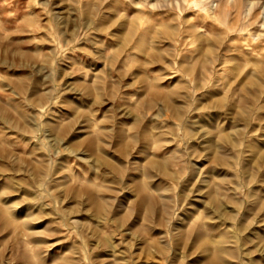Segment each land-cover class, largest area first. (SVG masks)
<instances>
[{"label": "rangeland", "instance_id": "obj_1", "mask_svg": "<svg viewBox=\"0 0 264 264\" xmlns=\"http://www.w3.org/2000/svg\"><path fill=\"white\" fill-rule=\"evenodd\" d=\"M0 264H264V0H0Z\"/></svg>", "mask_w": 264, "mask_h": 264}]
</instances>
